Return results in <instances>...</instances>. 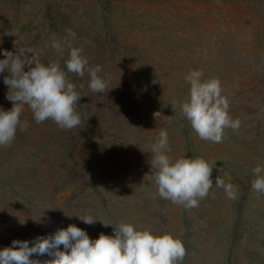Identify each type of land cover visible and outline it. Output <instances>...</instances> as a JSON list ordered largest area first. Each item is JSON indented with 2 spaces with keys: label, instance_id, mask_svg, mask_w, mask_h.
<instances>
[{
  "label": "rangeland",
  "instance_id": "obj_1",
  "mask_svg": "<svg viewBox=\"0 0 264 264\" xmlns=\"http://www.w3.org/2000/svg\"><path fill=\"white\" fill-rule=\"evenodd\" d=\"M67 29L111 89L93 94L87 74L68 73L81 95L77 129L38 125L25 108L29 128L0 147V249L14 239L31 246L70 224L96 239L131 222L179 237L182 264H264V193L251 187L252 169L264 168V0H0V59L4 50L32 48L42 63L66 71L69 52L61 57L51 41ZM191 70L220 80L230 115L241 121L223 143L199 139L180 111ZM6 75L5 111L13 106ZM161 129L173 159L215 162L213 187L199 207L153 198L151 147ZM218 176L238 186L236 199L215 186ZM76 215L98 220L89 225Z\"/></svg>",
  "mask_w": 264,
  "mask_h": 264
},
{
  "label": "clouds",
  "instance_id": "obj_2",
  "mask_svg": "<svg viewBox=\"0 0 264 264\" xmlns=\"http://www.w3.org/2000/svg\"><path fill=\"white\" fill-rule=\"evenodd\" d=\"M66 32L62 40L53 38L51 41V47L61 57L68 50L66 71L59 62L42 63L32 48L19 47L15 53L3 51L0 73L8 72L4 77V84L8 86L6 98L13 106L7 111L0 109V147H10L17 131L29 128V122L21 119L25 108L38 125L51 120L62 130L79 128L82 120L76 106L81 95L68 79V73L81 78L87 74L88 87L93 94H106L111 89L110 78L100 75L102 67L90 66L83 50L73 46L75 32L72 29ZM184 79L190 88L187 100L180 104V111L199 139L223 143L227 129L239 130L241 121L230 115V101L222 94L218 78L204 79L202 70H191ZM159 115L160 112L154 113L156 119ZM151 152L152 178L157 189L153 198L158 195L185 210L199 207L213 187L211 177L215 162L210 164L199 157L173 159L168 155L171 152L169 134L164 129L156 137ZM252 171L256 176L252 189L264 193V168L258 165ZM215 186L223 188L229 199L237 198L238 186L226 182L222 176L216 178ZM78 218L89 225L98 220L91 215ZM34 220L42 222L40 217ZM45 255L52 259L32 258ZM186 255L179 237L168 232L155 234L147 228L139 229L131 222H121L114 228V235L101 233L96 239H91L84 229L70 224L48 236L36 237L31 246L28 240L14 239L10 247L0 249V264H182Z\"/></svg>",
  "mask_w": 264,
  "mask_h": 264
}]
</instances>
